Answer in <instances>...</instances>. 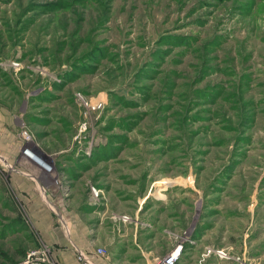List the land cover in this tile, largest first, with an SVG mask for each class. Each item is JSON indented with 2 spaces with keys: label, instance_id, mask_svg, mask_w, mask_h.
I'll use <instances>...</instances> for the list:
<instances>
[{
  "label": "rangeland",
  "instance_id": "1",
  "mask_svg": "<svg viewBox=\"0 0 264 264\" xmlns=\"http://www.w3.org/2000/svg\"><path fill=\"white\" fill-rule=\"evenodd\" d=\"M0 114V264H58L70 211L91 249L264 264V0H0Z\"/></svg>",
  "mask_w": 264,
  "mask_h": 264
},
{
  "label": "crops",
  "instance_id": "2",
  "mask_svg": "<svg viewBox=\"0 0 264 264\" xmlns=\"http://www.w3.org/2000/svg\"><path fill=\"white\" fill-rule=\"evenodd\" d=\"M4 120H7L8 123L2 125L3 127H5L6 130H4L2 136H6L8 141H13L14 133L9 130V117H7V115L4 116L0 114V124L3 123ZM7 144V147L12 146L9 143ZM33 182L37 190L43 188L38 182V180L35 179V181ZM70 212L68 214H64V219H61L62 226H56L54 221L51 222L48 226L46 220L48 228L47 226H45V228H47V231H45L42 237L49 245H57L60 248L59 256H57L58 264H82V262L78 259L77 255L80 251L88 254L94 264H153L156 257L164 256L170 251L175 250L103 249L106 251V253L100 254L98 253L99 249H91L90 246L93 242L97 243L98 238L95 236L96 232L99 231V229H102L101 224H99V226L96 227L95 230L91 229L92 221L89 217L85 216V214L82 215L80 212ZM93 230L95 233H92ZM129 230L130 237L128 239H124L125 235H128L127 231L126 233L120 235V237H111L112 241L108 240L109 243L107 244L109 246L115 244L116 246L121 247L123 246L121 245L123 241L125 242L129 240L133 246L136 245V230L133 227H130ZM181 256L182 258L184 256L186 257V255H182V253ZM183 259H181L178 264H195Z\"/></svg>",
  "mask_w": 264,
  "mask_h": 264
},
{
  "label": "built area",
  "instance_id": "3",
  "mask_svg": "<svg viewBox=\"0 0 264 264\" xmlns=\"http://www.w3.org/2000/svg\"><path fill=\"white\" fill-rule=\"evenodd\" d=\"M81 99L83 100V102L87 106H91L92 108H96V106L98 104H99V106H100V104H102L101 101L100 102H98V101L97 102H88V101H85V99L82 96H81ZM26 136H27V138L30 137L29 134H26ZM24 151H25L24 153L27 154L28 157L30 156L29 158L32 159L31 158L32 157V155H31V152L32 151L30 152L27 149H25ZM34 162H37L39 165L40 164H43L41 166H44L43 167L44 170H46V168H48L47 165H46V163H43L42 161H34ZM46 172H50V169H49V171L47 170ZM99 192L100 191L97 188H95V187H92L91 188L92 196L94 198H96V199L99 197V194H100ZM122 218L124 219L123 220L124 223L125 222H129V223L132 222L133 223V220H132L133 218L132 217L123 216ZM46 246H47L46 247L47 249H43V250H41V249H33V250H30L27 253L26 258L22 262H19L17 264H41L42 261H44L46 259V253H47L48 249H50L48 245H46ZM212 251L214 253H216L218 256H220L221 258H223V259L230 258L231 257L230 251H228L226 249H213ZM98 253L104 254L105 253V250L99 249L98 250ZM78 259L82 262V264H94L93 261H92V259H91V257L88 254H86L84 252H81V251L78 252ZM175 259H176L175 257L170 256L169 258L166 259L165 264H174Z\"/></svg>",
  "mask_w": 264,
  "mask_h": 264
},
{
  "label": "bare ground",
  "instance_id": "4",
  "mask_svg": "<svg viewBox=\"0 0 264 264\" xmlns=\"http://www.w3.org/2000/svg\"><path fill=\"white\" fill-rule=\"evenodd\" d=\"M30 157V156H29ZM41 165H43V164H41ZM42 167H44V166H42ZM46 170H48V168H46Z\"/></svg>",
  "mask_w": 264,
  "mask_h": 264
}]
</instances>
